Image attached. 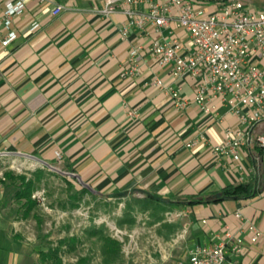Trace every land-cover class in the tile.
<instances>
[{
  "label": "crops",
  "instance_id": "crops-1",
  "mask_svg": "<svg viewBox=\"0 0 264 264\" xmlns=\"http://www.w3.org/2000/svg\"><path fill=\"white\" fill-rule=\"evenodd\" d=\"M55 1L68 8L51 16L48 1L29 0L13 19L17 37L0 52V156L45 167L58 150L64 172L93 192L139 191L182 208L187 243L177 259L228 230L245 237L237 264H264V237L248 241L243 219L234 215L239 211L264 232V145L243 146L238 162L212 151L224 128L238 124L236 116L217 98L211 99L214 110L204 112L192 100L194 78L173 79L170 64H156L148 45L158 33L149 22L147 32L131 26L122 38L119 27L128 18L121 1L107 14L100 12L105 0ZM131 7L145 9L146 2ZM32 19L41 26L28 32ZM171 28L190 45L182 28ZM133 44L141 45L138 72L123 77L119 71ZM253 61L264 70V60ZM154 76L181 83L185 105L176 108L150 83ZM253 131L264 132V122ZM188 140L194 143L185 145ZM237 182H249L253 193L218 196L222 186Z\"/></svg>",
  "mask_w": 264,
  "mask_h": 264
},
{
  "label": "built area",
  "instance_id": "built-area-1",
  "mask_svg": "<svg viewBox=\"0 0 264 264\" xmlns=\"http://www.w3.org/2000/svg\"><path fill=\"white\" fill-rule=\"evenodd\" d=\"M28 1L0 0V52L17 37L12 27L13 19L24 11ZM45 1L49 2L51 16L68 8L55 0ZM119 1L126 5L123 11L128 18L119 27L122 38L128 36L131 26L147 32L145 24L149 22L150 29L158 33L148 45V52L156 64H170L169 73L173 79L193 77L192 100L204 112L214 110L211 99L217 98L236 116L238 124L226 126L222 139L212 145L215 154L230 156L238 162L243 146L252 141L264 145V132L253 131L256 124L264 122V70L253 61L254 57L264 60V5L248 7L243 0L215 1L208 5L203 0H105L100 12L114 11ZM143 1L145 9L131 7ZM40 26V21L32 19L28 32ZM172 26L184 30L189 46L171 31ZM166 28L170 30L164 35L162 29ZM140 47V44L130 45L126 62L119 71L121 76L137 74ZM150 83L167 92L176 108L185 105L186 100L180 94L181 83L165 82L157 76L152 77ZM127 114L136 115V111L129 109ZM193 143L188 140L185 145ZM54 153L60 158L58 150ZM4 178L0 169V181ZM234 215L243 219L240 230L248 241L257 242L264 237V232L239 211ZM244 240L243 235L227 230L214 244H193L175 264H237L235 255L241 251Z\"/></svg>",
  "mask_w": 264,
  "mask_h": 264
},
{
  "label": "rangeland",
  "instance_id": "rangeland-1",
  "mask_svg": "<svg viewBox=\"0 0 264 264\" xmlns=\"http://www.w3.org/2000/svg\"><path fill=\"white\" fill-rule=\"evenodd\" d=\"M243 1L248 7L264 5V0ZM0 169L28 178L43 170L31 193L36 203L26 216L23 198L15 196L18 178L0 181V264H50L41 259L40 251L59 244L60 239H64L59 250L62 264H174L187 243L182 235L186 215L168 200L142 207L136 199L145 195L139 191H82L75 178L64 172L59 158L44 167L6 154L0 156ZM100 234H108L120 244L118 256L108 263L104 262Z\"/></svg>",
  "mask_w": 264,
  "mask_h": 264
},
{
  "label": "trees",
  "instance_id": "trees-1",
  "mask_svg": "<svg viewBox=\"0 0 264 264\" xmlns=\"http://www.w3.org/2000/svg\"><path fill=\"white\" fill-rule=\"evenodd\" d=\"M211 3L215 0H208ZM223 2L225 0H222ZM48 166V165H47ZM43 172L42 169H39L36 173L35 178H28L24 174H17L14 175L11 171H5L4 177L8 178H18L20 181V187L16 190L15 196L17 198H23L22 205L24 206L23 215L26 216L29 210L35 205L36 199L31 196L32 189L34 187L35 179H38ZM65 176V175H64ZM75 182L79 184L80 189L82 191L90 190L87 185L83 182H80L75 178ZM253 193V188L251 187L249 182H237L234 184H226L222 186L219 190L218 196L225 197L230 195H251ZM217 196V197H218ZM137 201L142 203V207H147V205L151 203L161 204L160 198L153 196V195H145V197L141 199H136ZM102 240V251L104 254V262L108 263L111 260L116 259L120 251V244L116 238L109 236L108 234H100ZM73 239V238H71ZM64 242V239L59 240V244L54 246H49L47 250L40 251V257L42 260H50V264H62V259L59 254L60 244Z\"/></svg>",
  "mask_w": 264,
  "mask_h": 264
}]
</instances>
